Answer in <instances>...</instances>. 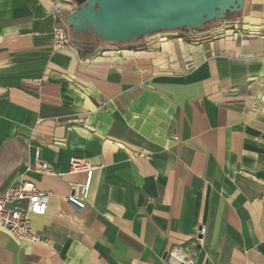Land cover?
<instances>
[{
    "label": "crops",
    "instance_id": "0c3cea01",
    "mask_svg": "<svg viewBox=\"0 0 264 264\" xmlns=\"http://www.w3.org/2000/svg\"><path fill=\"white\" fill-rule=\"evenodd\" d=\"M51 11L0 0V190L22 177L50 194L31 216L45 242L0 229V264H166L173 248L264 264V0L88 53L53 48ZM72 157L94 168L70 172Z\"/></svg>",
    "mask_w": 264,
    "mask_h": 264
},
{
    "label": "water",
    "instance_id": "95a60500",
    "mask_svg": "<svg viewBox=\"0 0 264 264\" xmlns=\"http://www.w3.org/2000/svg\"><path fill=\"white\" fill-rule=\"evenodd\" d=\"M75 4L64 20L72 41L85 44L123 43L160 31L201 28L227 14H239L243 0H75Z\"/></svg>",
    "mask_w": 264,
    "mask_h": 264
},
{
    "label": "built area",
    "instance_id": "2783aa9c",
    "mask_svg": "<svg viewBox=\"0 0 264 264\" xmlns=\"http://www.w3.org/2000/svg\"><path fill=\"white\" fill-rule=\"evenodd\" d=\"M71 0H51V13L54 23L51 30L52 45L54 49L66 48L71 44V31L65 24L63 16L60 14L59 5ZM179 31V29L177 30ZM243 43L246 40H242ZM39 84L42 79H37ZM102 103V102H101ZM177 140V137H174ZM34 168L41 173H50L51 166L40 159V150H34ZM94 166L85 158L72 157L69 161L70 172H82L92 170ZM74 191H84L85 185L71 184ZM49 192L38 189L31 181L22 177L14 179L4 189L0 190V229L9 233L18 243L42 241L31 227L32 215H43L47 210ZM69 201L76 208H80L75 193L69 197ZM206 233L205 225H200L193 237L196 245L200 248L203 245V236ZM194 254L188 253L180 248H173L166 252V264H196Z\"/></svg>",
    "mask_w": 264,
    "mask_h": 264
},
{
    "label": "trees",
    "instance_id": "16d2710c",
    "mask_svg": "<svg viewBox=\"0 0 264 264\" xmlns=\"http://www.w3.org/2000/svg\"><path fill=\"white\" fill-rule=\"evenodd\" d=\"M234 14H227V17H230ZM97 42H91V43H85V44H80L79 47L82 48L85 53L90 52L95 46H96Z\"/></svg>",
    "mask_w": 264,
    "mask_h": 264
},
{
    "label": "rangeland",
    "instance_id": "374dc122",
    "mask_svg": "<svg viewBox=\"0 0 264 264\" xmlns=\"http://www.w3.org/2000/svg\"><path fill=\"white\" fill-rule=\"evenodd\" d=\"M136 43H138V42H135V41L124 42V43L115 44L116 45L115 47L130 46V45H134Z\"/></svg>",
    "mask_w": 264,
    "mask_h": 264
}]
</instances>
